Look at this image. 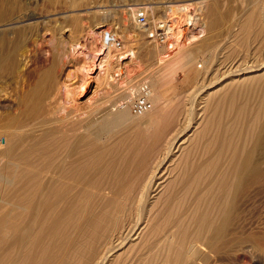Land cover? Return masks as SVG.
I'll return each instance as SVG.
<instances>
[{
    "label": "rangeland",
    "instance_id": "374dc122",
    "mask_svg": "<svg viewBox=\"0 0 264 264\" xmlns=\"http://www.w3.org/2000/svg\"><path fill=\"white\" fill-rule=\"evenodd\" d=\"M203 1H208L209 14L216 19L211 29L209 49L206 48L199 55L196 65L187 73L178 74L163 89L165 97L161 100L162 104L181 97L186 99L185 110L179 116L181 121H174L180 126L179 130H176V126L174 130L177 134L175 131L169 134V140L168 136H160V132L151 136L145 119L119 107L121 102L130 98L131 89L137 88L142 81L149 82L150 79L146 80L149 77H143L145 70L156 65V58L148 45L152 41L147 39L136 24L133 13L142 8L148 9L157 20L163 19L166 6L191 4L190 9L188 8L189 16L195 20L198 17L199 23L196 24L202 30L203 20L208 14L202 8L203 5L199 10ZM12 4L13 0H0V7L4 10L10 9ZM197 4L199 5L196 6ZM148 6L155 8L150 10ZM176 9L178 7L173 8ZM27 11L39 17L33 22H41L42 18L43 21L46 20V39L51 43L49 41L46 42L47 45L44 44L47 53V58H44L47 65H54L58 69L61 81L72 88L62 90L65 95H62L59 105L55 106L52 102L53 106L48 108L55 112L58 119L66 117V114L72 116L69 117L71 123L67 121L64 125L57 126L59 128L52 137L56 144L49 151L48 160L56 162L42 174V178L48 181L47 185L40 189L33 187L13 191L0 179V188L7 189L6 196L0 198V216L12 213L10 200L30 198L28 236L21 246L13 248L14 261L20 264L25 257V250H29L33 244V250H37L33 253L35 263L39 261L38 254L45 245L49 247L46 248L47 255H50L47 264H264V240L261 244L263 249L257 248L253 242L243 241L248 237L264 238V188L253 189L251 201L241 204L240 215L233 224L234 234L228 240L233 241L229 248L211 250L206 244L210 232L219 223L217 210L221 205V185L219 183L217 186L218 183L215 182L209 186L208 177L231 171L235 163V149L242 155L249 148L248 136L252 131L248 120L252 119L251 116L256 120L253 128L264 121V91L258 90L254 105L249 104L248 112L238 122L231 108L234 105H231L232 101L228 98L227 103L219 101L220 90L236 75L235 70L240 61L246 58V52V56L249 53L250 43L254 40L249 31L253 27L255 16L258 21L257 29H260V20H264V0H36ZM75 17L78 20L74 21ZM96 26H103L102 30L112 31L121 37L123 48L120 51L113 49V55L120 54L119 59H123L120 57L126 56L125 51L129 50L126 43L128 47H132L126 38L133 37L137 52L135 61L137 59L140 63L142 72L133 74V79H123L118 83L107 84L108 86L102 79L91 78L80 96L74 90L80 83L74 74L78 58L72 57L68 47L72 45L69 43L85 44L89 31ZM0 28L1 31L5 26ZM194 28L186 33L195 32ZM258 40L257 54H260L264 46L260 45L261 37ZM263 59H259V63ZM120 61L123 64L130 62L129 59ZM30 65L29 63L28 67ZM259 70L263 71L264 67L261 66ZM98 71L99 69H95L92 76L96 77ZM215 94L217 97H214ZM208 97L212 101L205 104L204 100L209 99ZM236 102V106L240 104V101ZM75 107H80V110L76 112ZM122 110L127 111L128 116L120 120L118 116ZM197 113L198 116L195 115ZM201 115L204 117L199 119ZM164 137L169 141L168 145L173 146L172 151L163 149V141H157L158 138L164 140ZM223 144L228 148L227 151L226 148L222 150ZM179 146L180 149H176ZM59 157L65 159L62 160L63 164ZM87 165L90 167H86ZM60 177L70 179L67 181L71 184H67L66 200H60L61 185L55 184ZM41 232L45 235L40 244L36 245L35 238ZM192 245L194 250L191 249ZM190 255L195 260L189 259Z\"/></svg>",
    "mask_w": 264,
    "mask_h": 264
},
{
    "label": "bare ground",
    "instance_id": "6f19581e",
    "mask_svg": "<svg viewBox=\"0 0 264 264\" xmlns=\"http://www.w3.org/2000/svg\"><path fill=\"white\" fill-rule=\"evenodd\" d=\"M34 1L36 0H13V4L10 7V9L8 8V10H4L0 7V26H5V29L0 31V179L1 181L5 182V184L7 183L8 185L7 184L6 185L10 189L12 188L13 191L16 189L25 190V189L33 188V187L36 189H40L48 184L47 183L48 181H45L42 178V174H44V172H46V169H49L51 166L54 165V162H56V160H53V159L48 160L49 151L52 150V148L55 147V144H56V141L53 142L54 140L52 139V137H54L55 132H57L56 129L59 128L57 126L61 124L64 125L65 122L70 121L69 117L72 116V115L66 114L65 115L66 117L58 119L55 116L56 115L55 112L51 111L48 108V106L51 108V106H53L52 105L53 103L55 104V106L59 105L58 104L59 101H61V99L63 98L62 90L65 91V89L70 90L72 88H70L69 85H67V83L61 81L60 79L61 76L58 77L59 74H57L58 69H56L54 65L49 66L46 63L47 61L44 58V56L46 57L47 53H46V50H45L46 47H44V44L50 41L49 39H48L49 41H47L46 39L47 38L46 34L48 33V24L47 22H45L46 20L43 21V18L41 22H33V21H37L39 17L34 16L33 14H30L27 10L29 9V6L34 3ZM201 3L202 4L200 5L199 4L196 5V6L198 5L200 6V9L197 8V10L198 9L201 10V5H203L202 8H204L205 12L209 14L208 1L207 2L203 1ZM189 6L183 5V4L178 5V6H173V5L166 6V11L163 15V19L168 18L173 8L178 7L179 11H184V10L186 11L188 10ZM153 8L155 7L150 6L149 9L151 10ZM135 12L136 10L134 11L133 15L136 18ZM208 14L206 18L203 20L202 30H199V31L195 30V32L193 31L192 33L185 32L183 39H180V41L177 43L176 46L169 48L167 46L160 47L156 45L154 42L148 44L151 47L150 50L152 49V52L154 53V56L156 58L154 62H156V65H158V68L155 69L156 65H154V67L152 66L150 70H145V74L143 75V77L145 78L149 77L146 80L150 79L149 82H147V84L149 85V88H150V95H151L150 100L152 104L155 105V108L153 105L154 110L152 109L151 111L143 115H140V117L138 118L145 119L147 121V127L151 130V136L155 134L156 132H160V136L162 137L168 136L174 131L177 134L176 130H179L178 127L180 126H177V123L174 121H177V119L180 120L179 116L181 113H183V110H185V107H186L185 105L186 99L183 97L181 98L179 97L180 99L177 98V100H172L169 103L162 104L161 100L163 99V97H165L163 89L166 88V86L170 84L178 74L184 75L185 73H187L189 69L194 66V64L196 65L199 55H201L206 48L209 49L208 47L211 44V39H212L211 29H212V26L216 23V19L210 14L208 16ZM78 17H80V15ZM78 17H75V19L73 20L74 21L78 20L77 19ZM253 19H254L253 27L251 28L249 33L251 32V35L254 36V40L252 41V43H250L251 46H250L249 53L246 56L247 52L245 50L246 58H243V60L240 61L241 63H239V66L235 70V74L237 76L233 75V77L230 78L226 82V85L224 86V88L220 90L221 96L219 97V101L223 100L222 101L223 103H227V98L232 101L231 105L232 104L234 105L231 108L234 114L236 115L235 120H237V122L240 121V118L246 115V112H248L247 109L249 107V104L253 103L254 105L255 96L257 95L258 90H260L261 92L264 91V70L263 71L259 70L261 66L264 67V59H263L264 50H262L260 54H257L259 51V48H257V45H256L257 42L259 41L258 38L261 37L260 45L264 46V20H262L263 18L260 20L261 26H260V29H257L258 21H257L256 16ZM97 26L94 27V29L91 28L85 40V44L79 45V44L69 43L72 45L68 47L69 52H71L72 54V57L77 56L78 58L76 59V62L74 65V68H75L74 74L76 75V78L78 77L77 79H79L80 83L79 85H77L79 87L75 86L74 90H76V94H81L80 96L83 95L84 91L86 90L85 85H88L87 81L91 78L96 79V80L102 79L103 83L107 85V84H111L115 82L118 83V81L123 80V79L124 80L127 79L128 81V79L129 80L133 79V74L137 73L138 75L140 72H142L140 63L137 62V59L135 61L137 52L135 51L136 48H134L135 46L133 45L134 38L133 37L126 38V41L131 43L132 47H128V43H126V46L129 50L125 51L126 56L123 55L124 57L123 56L120 57L123 59H119L120 54H117L116 56L113 55V52H114L113 49L118 51L114 42L112 44L107 45L105 41V36L108 34L110 37H113L114 39L121 38V37L117 35V33L116 34L114 32L112 33V31L110 32L109 30L108 31L102 30V28H104L103 26L102 27L101 26L97 27ZM248 28L249 27L247 26V29ZM52 38H54V36H52ZM49 43H51V41ZM60 51L61 50H59V52ZM261 58L263 59V61L259 63L260 62L259 59ZM128 59L130 60V62L125 63V64L121 63L122 61H120V60H128ZM48 61L50 60L48 59ZM29 63L31 64L30 67H28ZM95 69L96 70L99 69V71L96 77H93L92 74H94ZM138 88L139 86L137 88L131 89L129 96H131L133 92L134 93L137 92ZM214 97H217V95L215 94ZM208 98L209 99L204 100L205 104L209 101H212L210 97ZM75 100L76 99L74 96V101ZM238 101H240L239 102L240 104H237L236 106L235 102L238 103ZM73 102L71 103L73 104ZM263 103H264V99H263ZM67 104L69 106V102H67ZM54 108L56 109V111L58 110L57 107H54ZM75 108H76V112L80 110V107L79 108L75 107ZM223 113L224 111L222 112V115ZM231 114L232 113H230V115ZM195 115L198 116L199 114L197 113ZM127 116H128V112L122 110V112L119 113L118 117H120L119 118L120 120H123ZM203 117L201 115L199 119H202ZM251 117L253 119V122H252V119H249L250 117L247 118L249 119L248 121L250 123V125L247 124V127L249 125L252 131V133L250 132L248 136V139L250 142L249 148L242 155H239L237 148L236 149L234 148L235 151H234L233 158L235 159V163L233 164L231 171L227 170V172L225 171L223 175L219 174V176H217V174H215L214 176L210 175L211 177H213V179L211 177H208L210 182H208L207 184H209V186H210V183L214 184L215 182L218 183L217 186H219V183L221 185L220 187L221 205L220 207H218V210H217L218 217H219V219L217 220H219V223L210 232V236L206 240V244L211 250L218 251L224 248H229L232 245L233 241L229 242L228 240L230 236L234 234L233 224L235 220L238 218V216L240 215L239 210H240L241 204L251 201L252 199L251 192L253 189L264 188V121L261 124H259V126H255V128H253L254 124L256 123V120L253 116ZM74 119L76 120V118ZM176 126L178 129L174 130ZM245 136H246V133H245ZM95 137L96 136H94V138ZM141 138L143 139L144 137H141ZM169 138L170 137L168 136V140ZM147 139H148V136H147ZM158 139L159 140L157 141H163V144L161 145L163 149H166L168 151H172L174 149L173 146H171V144L170 146L168 145L169 141L167 140L166 137H164V140L160 138ZM233 147H232V152H233ZM225 148L226 147H224V144H223L222 150H224ZM176 149H180V146ZM189 149L190 148H188V150ZM227 149L228 148H226V151ZM41 160H44V161L41 162ZM60 160H61V163L63 164L62 160H65V159L63 157H59V161ZM208 162L209 161H207V163ZM88 166L89 165H87L86 167ZM73 167H74V164H73ZM221 167L222 165L220 166V168ZM216 173H219V172H216ZM68 180L70 179L61 178L58 180V182L55 183V184L58 183L57 185L59 184L61 185L59 186L60 187L59 190L61 191L59 193L60 200L61 199L66 200L67 198V195H68L67 194V184L70 183V182H67ZM206 188H203V189L205 190ZM200 189H202L201 184H200ZM6 190L7 189L3 187L0 188V198H4L6 196L5 195ZM200 192H202V190ZM27 194L28 193H26V195ZM47 195H48V192H47ZM29 199L27 197H24L20 201L16 199L10 200L12 213L9 215L5 214V215L0 216V264H17V262L14 261L13 252L15 249L13 248L15 247L17 248L18 246H21L23 241L28 236V224L27 223H28V218L30 217V203H29L30 200ZM198 200H200V198ZM44 224H46V222ZM44 235H45L44 232L43 233L41 232V234H39L37 238H35L36 241L34 243H36V245H39ZM59 238H61V236ZM263 240L264 238L262 237H258V239H255V237H248L244 239L243 241L253 242L257 248L261 249L262 248L261 244ZM50 243L51 242H49V244ZM25 246L23 248H25ZM43 246L44 247L42 248V250H40V254H38V256L40 255L39 256L40 259L38 262L35 263L36 260L33 259V253L35 251L37 252V250H33L34 248L33 244H31L30 246L31 248L29 250H25L26 253H25V257L23 256L24 257L23 260L21 262L20 261L18 262H20V264H47L49 263L50 255H47L48 250L46 248L48 246H45V245ZM193 246L194 245H192L191 249H193ZM35 249H37V247ZM52 249L54 250V248ZM195 254L197 255V253H194V255ZM191 255L189 259H193V256ZM188 257L186 259H188Z\"/></svg>",
    "mask_w": 264,
    "mask_h": 264
},
{
    "label": "built area",
    "instance_id": "2783aa9c",
    "mask_svg": "<svg viewBox=\"0 0 264 264\" xmlns=\"http://www.w3.org/2000/svg\"><path fill=\"white\" fill-rule=\"evenodd\" d=\"M189 14V9L186 11L176 9L170 12L167 19L155 20L148 9L142 8L135 12L136 24L146 35L147 39L160 47L167 46L169 48L176 46L180 39H183L185 32L192 31L194 27L196 31L201 29L197 25L199 23L198 17L195 20ZM105 41L107 45L114 42L118 51L123 48V42L120 38L114 39L107 34ZM150 96L149 85L142 81L139 83L137 92H133L128 100L120 103L119 107L130 110L135 116L143 115L153 109Z\"/></svg>",
    "mask_w": 264,
    "mask_h": 264
}]
</instances>
